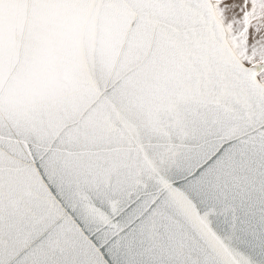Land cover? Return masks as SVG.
Masks as SVG:
<instances>
[{
  "label": "snow or ice",
  "instance_id": "1",
  "mask_svg": "<svg viewBox=\"0 0 264 264\" xmlns=\"http://www.w3.org/2000/svg\"><path fill=\"white\" fill-rule=\"evenodd\" d=\"M0 264H264V0H0Z\"/></svg>",
  "mask_w": 264,
  "mask_h": 264
}]
</instances>
